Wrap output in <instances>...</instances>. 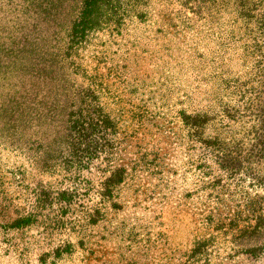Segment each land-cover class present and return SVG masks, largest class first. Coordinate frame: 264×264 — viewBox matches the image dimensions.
<instances>
[{
    "label": "rangeland",
    "instance_id": "1",
    "mask_svg": "<svg viewBox=\"0 0 264 264\" xmlns=\"http://www.w3.org/2000/svg\"><path fill=\"white\" fill-rule=\"evenodd\" d=\"M81 2L0 0V264H264V248L251 254L242 237L255 214L264 216L263 167L230 177L179 115L181 108L219 114L215 100L229 106L238 98L221 87L227 75L214 68L218 40L207 24L177 18L162 38L157 25L134 24L109 49L103 104L118 127L110 165L102 153L82 168L43 172L34 152L16 147L18 89L32 85L38 99L50 100L43 82H30L18 66L26 58L27 65L40 64L46 40L71 25ZM44 124L33 112L25 131L43 136ZM217 125L209 124L204 136L223 132ZM241 125L222 135L244 138ZM117 166L125 168L123 179L105 189ZM40 191L50 198L43 206ZM253 240L248 244H264V225Z\"/></svg>",
    "mask_w": 264,
    "mask_h": 264
},
{
    "label": "trees",
    "instance_id": "2",
    "mask_svg": "<svg viewBox=\"0 0 264 264\" xmlns=\"http://www.w3.org/2000/svg\"><path fill=\"white\" fill-rule=\"evenodd\" d=\"M188 12L192 15L188 16ZM177 18L185 25H209L218 40L213 50L217 59L214 68L219 69V76L227 75L226 79L221 76V87L238 96L235 104L229 106L215 100L213 105L221 107L219 114L209 109L188 112L181 108V121L230 177L235 178L245 167L264 169V0H82L71 25L51 35L46 40L47 47L38 50L40 64L27 65L26 58L23 66H18L25 70L23 75L18 70L21 76L30 74V82H43L45 97L50 100L38 99L40 89L32 85L18 89L22 94L16 100V147L34 152L33 160L43 172L54 173L56 167L82 168L102 153L105 165H110L111 142L118 127L103 104L109 98L111 69L107 64L113 54L109 49L119 45L134 24L157 25L156 37H164ZM233 62L235 71H228ZM104 68L105 72L100 71ZM236 73L244 74L243 80ZM28 92L34 94L29 96ZM33 112L45 117L43 136L35 137L25 131L33 121ZM224 119L232 124H222ZM241 122L244 138L232 137L233 141H229L222 135L232 132L230 125ZM211 123L218 124L223 132L204 136ZM112 169L104 180L105 189L123 179V166ZM38 196L40 206L50 200L46 191H40ZM31 216L21 217L19 227L29 223ZM253 217L254 224L242 232L245 251L251 254L264 248V244H248L264 225L260 224L263 214ZM201 243L197 241L196 245Z\"/></svg>",
    "mask_w": 264,
    "mask_h": 264
}]
</instances>
